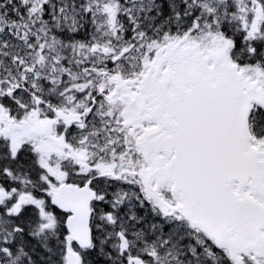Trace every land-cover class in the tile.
<instances>
[{"label": "snow or ice", "instance_id": "6c2138e0", "mask_svg": "<svg viewBox=\"0 0 264 264\" xmlns=\"http://www.w3.org/2000/svg\"><path fill=\"white\" fill-rule=\"evenodd\" d=\"M0 264H264V0H0Z\"/></svg>", "mask_w": 264, "mask_h": 264}]
</instances>
